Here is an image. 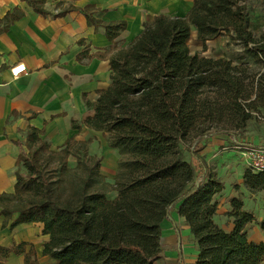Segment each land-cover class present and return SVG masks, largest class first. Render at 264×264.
<instances>
[{
	"label": "trees",
	"instance_id": "16d2710c",
	"mask_svg": "<svg viewBox=\"0 0 264 264\" xmlns=\"http://www.w3.org/2000/svg\"><path fill=\"white\" fill-rule=\"evenodd\" d=\"M27 1L32 11L44 17H64L76 10L54 0L57 13L46 10V0ZM248 0H193L184 17L157 15L143 22L133 41L115 46L109 61L110 83L98 91L93 114L73 129L103 132L110 148L117 149L118 163L113 184L100 172L101 160L89 154L90 141L70 137L55 151L43 139L44 128L29 127L27 148L16 158V183L12 193L0 194V216L6 228L42 224L43 256L54 264H156L163 258L162 222L171 221L177 236L178 264H183L180 230L171 213L177 209L197 246L192 264H264V241H249L247 225L255 214L245 210L239 197L231 198L232 230L215 222V199L225 185L210 169L204 152V137L195 139V120L208 102L203 94L248 100L251 91L264 103V71L250 79L243 67L229 58H207L189 50L191 26L204 46L227 37V47L237 46L261 65L264 38H255L247 21ZM87 25L103 29L108 41L127 28L126 21L104 22L94 18L95 7L80 9ZM15 7L0 19V33L21 20ZM83 44V42L81 41ZM89 46L77 55L79 63L91 58ZM221 131L207 134L217 135ZM200 152H203L200 154ZM76 160L75 166L69 159ZM242 184L251 193H264V169L250 167ZM24 171V173H23ZM116 192L109 198L110 191ZM264 230V216L259 222ZM27 244L0 245V264L11 255H22L24 264H38L36 250Z\"/></svg>",
	"mask_w": 264,
	"mask_h": 264
},
{
	"label": "crops",
	"instance_id": "0c3cea01",
	"mask_svg": "<svg viewBox=\"0 0 264 264\" xmlns=\"http://www.w3.org/2000/svg\"><path fill=\"white\" fill-rule=\"evenodd\" d=\"M66 4L76 10L54 18L35 14L27 1L0 0V19L15 7L24 14L21 20L10 25L7 32L0 33V194L14 190L15 161L23 149H27L15 145V141L24 144L29 127H43V139L54 151L70 137L81 142L90 141L89 154L101 156L100 172L109 184L114 183L119 160L117 149L109 147L103 132L86 127L76 130L71 122L81 123L92 116L91 105L97 102L98 91L110 83L109 61L115 53V46L120 43L126 47L141 33L143 22L151 21L154 16L184 17L191 10L193 0H78ZM88 5L99 10L94 18L104 22L123 20L127 28L116 39L108 41L103 29L95 31L87 25L80 9ZM45 9L49 12L54 10ZM189 38L191 53L190 42L197 38L195 26H191ZM214 42L227 44L228 38L206 42L201 55L210 52ZM84 46H89L91 58L81 64L77 55ZM23 62L27 72L13 77L10 67ZM69 160V164L75 166L76 160L71 157ZM171 216L182 234L183 264H192L197 250L192 256L186 254L191 231L177 209ZM16 217L14 215L8 226L3 228L4 221L0 216V245L10 247L14 243H25L28 251L32 245L38 264H54L49 256H43V244L49 240V235L42 234L44 226L28 223L11 228ZM162 231L160 246L163 258L156 264H178L177 233L171 221L162 222ZM6 264H24V257L11 255Z\"/></svg>",
	"mask_w": 264,
	"mask_h": 264
},
{
	"label": "rangeland",
	"instance_id": "374dc122",
	"mask_svg": "<svg viewBox=\"0 0 264 264\" xmlns=\"http://www.w3.org/2000/svg\"><path fill=\"white\" fill-rule=\"evenodd\" d=\"M68 4L61 6L65 9ZM44 8L54 9L52 13H57L54 0H46ZM247 21L250 31L255 38H264V0H250L246 3ZM197 38H192L190 42L191 53L201 55L204 45H200ZM214 42L207 58L223 57L231 59L234 66L243 67L250 75L249 78L256 80L258 75L264 71V64L254 60L245 54L237 46ZM248 100H236L215 94H203L200 100L207 101L203 109L199 112L193 125L196 133L195 139L206 136L203 142L206 144L205 159L217 178L225 185L222 194L216 196L214 200L218 202V210L215 222L223 229L232 230V219L226 214L230 210V200L239 197L243 200L245 210L255 214V220L247 225V235L249 241H264V230L259 227V222L264 216V194L251 193L242 184V178L249 167L248 157L242 152L247 147L264 148V103L256 99L255 91H251ZM221 131L217 135L207 137V134ZM21 142V141H20ZM23 144V142H21ZM21 147V146H20ZM101 148V147H99ZM24 153L27 149H23ZM203 152H200L202 154ZM98 157V156H97ZM98 158H101L99 156ZM24 173V171H23ZM116 192L110 191L109 198L114 197ZM182 242V234L180 233ZM193 238L189 240L186 254L192 256L196 253V247L192 244ZM195 244V243H194ZM183 253V252H182ZM178 257V256H177ZM184 258V257H183Z\"/></svg>",
	"mask_w": 264,
	"mask_h": 264
},
{
	"label": "built area",
	"instance_id": "2783aa9c",
	"mask_svg": "<svg viewBox=\"0 0 264 264\" xmlns=\"http://www.w3.org/2000/svg\"><path fill=\"white\" fill-rule=\"evenodd\" d=\"M10 73L13 77L17 78L23 73L27 72V66L23 62L21 64L14 65L10 67ZM242 154L248 157L249 167L256 172L262 171L264 169V148H252L247 147L244 149Z\"/></svg>",
	"mask_w": 264,
	"mask_h": 264
}]
</instances>
